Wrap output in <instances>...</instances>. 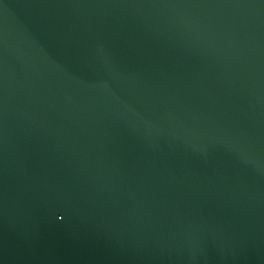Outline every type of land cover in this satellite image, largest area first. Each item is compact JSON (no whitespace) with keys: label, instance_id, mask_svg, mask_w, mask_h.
Here are the masks:
<instances>
[{"label":"water","instance_id":"water-1","mask_svg":"<svg viewBox=\"0 0 264 264\" xmlns=\"http://www.w3.org/2000/svg\"><path fill=\"white\" fill-rule=\"evenodd\" d=\"M0 264H264V0H0Z\"/></svg>","mask_w":264,"mask_h":264}]
</instances>
